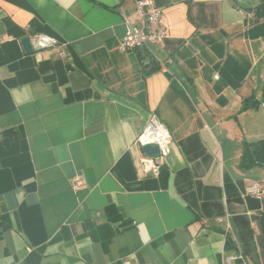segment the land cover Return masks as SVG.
Wrapping results in <instances>:
<instances>
[{"label": "crops", "instance_id": "0c3cea01", "mask_svg": "<svg viewBox=\"0 0 264 264\" xmlns=\"http://www.w3.org/2000/svg\"><path fill=\"white\" fill-rule=\"evenodd\" d=\"M135 2L0 0V264H264V198L244 195L264 166H239L264 142V104L241 110L264 83V18L239 10L257 3L155 0L166 40L124 52ZM41 35L57 45L26 53ZM152 113L158 177L134 145Z\"/></svg>", "mask_w": 264, "mask_h": 264}, {"label": "built area", "instance_id": "2783aa9c", "mask_svg": "<svg viewBox=\"0 0 264 264\" xmlns=\"http://www.w3.org/2000/svg\"><path fill=\"white\" fill-rule=\"evenodd\" d=\"M162 10L154 0H136L131 13H123L122 21L125 26V34L119 44V49L124 52H136L148 45H162L167 38L165 27L161 24ZM247 19L255 17L254 12L243 13ZM1 43V39H0ZM32 49L40 51L55 47L57 41L47 36H35L30 40ZM171 136L158 117L152 113L148 118L143 130L137 136L134 145L141 149L145 146H155L158 150V158L141 154L139 159L141 170L152 176L158 177L161 173L163 162L169 154ZM74 189L84 187L81 178L73 179ZM244 195L257 199L264 198V188L257 183H251L244 188ZM217 223L224 224L225 230L229 231L230 224L225 218H217ZM236 256H229L226 263L235 260Z\"/></svg>", "mask_w": 264, "mask_h": 264}, {"label": "trees", "instance_id": "16d2710c", "mask_svg": "<svg viewBox=\"0 0 264 264\" xmlns=\"http://www.w3.org/2000/svg\"><path fill=\"white\" fill-rule=\"evenodd\" d=\"M155 1V0H154ZM257 5L253 10H247L239 8L242 12L253 11L255 18L260 19L264 18V0H255ZM151 68V72L156 70V66L153 63V60L150 61L149 66H145L144 69L146 71L147 68ZM259 104H264V83L262 86L261 98L259 101H255L253 98H248L242 101L241 110H247L252 107H256ZM264 166V142L257 141L254 143H243L242 146V154L240 158L239 166L242 170L246 171L255 166ZM261 231L264 234V214L261 218Z\"/></svg>", "mask_w": 264, "mask_h": 264}, {"label": "water", "instance_id": "95a60500", "mask_svg": "<svg viewBox=\"0 0 264 264\" xmlns=\"http://www.w3.org/2000/svg\"><path fill=\"white\" fill-rule=\"evenodd\" d=\"M22 47L26 53H31L30 41L27 38L21 40ZM141 152L149 157L158 158V150L155 146H145L141 148Z\"/></svg>", "mask_w": 264, "mask_h": 264}]
</instances>
